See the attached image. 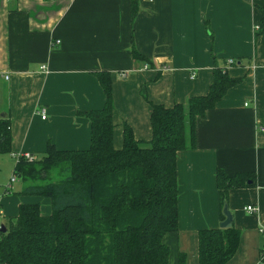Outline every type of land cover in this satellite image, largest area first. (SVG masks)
<instances>
[{"label":"crops","instance_id":"1","mask_svg":"<svg viewBox=\"0 0 264 264\" xmlns=\"http://www.w3.org/2000/svg\"><path fill=\"white\" fill-rule=\"evenodd\" d=\"M260 7L264 0H0V115L10 127L9 151L0 155L15 166L25 154L41 158L48 143L87 149L90 125L78 112L103 107L99 71L111 76L113 145L120 148L124 124L135 139L150 138V103L172 106L204 95L213 68L225 67L239 82L196 118L195 147L177 153V230L163 241L168 264H177L179 253L185 264H198V231L222 221L216 170L249 172L254 185L228 195L240 236L225 264H264L258 232L264 228V30L255 37ZM228 59L237 63L226 65ZM16 181L7 192V181L0 183L1 219L14 217L21 203L51 212L48 198L19 194ZM246 205L256 213H246Z\"/></svg>","mask_w":264,"mask_h":264},{"label":"trees","instance_id":"2","mask_svg":"<svg viewBox=\"0 0 264 264\" xmlns=\"http://www.w3.org/2000/svg\"><path fill=\"white\" fill-rule=\"evenodd\" d=\"M259 9L255 37L264 30V7ZM204 26L209 32L206 21ZM96 77L105 94L103 107L78 112L89 121V147L58 150L48 143L41 158L16 160L19 194L48 198L51 212L43 215L38 203L19 204L17 214L2 225L5 231L0 229V264H168L163 237L177 230V153L195 147L196 118L204 117L239 78L216 66L206 94L172 106L150 103V138L135 139L124 124L122 145L115 148L111 76L99 71ZM9 129L8 118L0 117V153L9 151ZM215 179L223 220L230 190L251 187L254 178L217 169ZM239 236L233 223L199 230L198 264H225ZM177 264H185L183 253Z\"/></svg>","mask_w":264,"mask_h":264},{"label":"built area","instance_id":"3","mask_svg":"<svg viewBox=\"0 0 264 264\" xmlns=\"http://www.w3.org/2000/svg\"><path fill=\"white\" fill-rule=\"evenodd\" d=\"M58 43V41H56ZM235 63V60L233 59H228L226 61V65H232ZM147 66H144V68H146ZM193 73L191 74V77H193ZM40 115H41V118H45V110L44 109H41L40 111ZM261 131L264 132V126L261 127ZM25 158H27L28 160H34L33 156L29 155V154H25L24 155ZM16 180V176L13 174L9 180V183L5 186L4 188V192H7V190L9 189L11 183H13L14 181ZM244 211L248 214H255L256 211H257V208L256 206H252V205H246L243 207ZM3 217V210L1 208V205H0V219ZM2 227V224H0V229ZM258 232H259V235L261 237V246L259 248V256L261 258V260L264 259V228H259L258 229Z\"/></svg>","mask_w":264,"mask_h":264},{"label":"rangeland","instance_id":"4","mask_svg":"<svg viewBox=\"0 0 264 264\" xmlns=\"http://www.w3.org/2000/svg\"><path fill=\"white\" fill-rule=\"evenodd\" d=\"M0 161H2L0 164V183H5L7 181L5 183L7 185L10 176L13 174L12 172L14 171V165H13V163H8V164L5 163L4 158L1 155H0ZM6 167H8V170H9L8 173H7V170H5ZM5 184H4V186H6ZM14 185H15V187L20 186V178H18V180L16 181V183ZM1 190L2 189L0 187V191ZM15 193H17V190ZM6 222H7V219L6 220L0 219V224H6Z\"/></svg>","mask_w":264,"mask_h":264},{"label":"water","instance_id":"5","mask_svg":"<svg viewBox=\"0 0 264 264\" xmlns=\"http://www.w3.org/2000/svg\"><path fill=\"white\" fill-rule=\"evenodd\" d=\"M0 117H2V115H0ZM1 141H2V139H0V142ZM222 214L224 215V219L221 222H219V227L220 228H228L232 222V215H231V213L228 210L226 205L223 206ZM1 230H2V232H4L5 228L2 226Z\"/></svg>","mask_w":264,"mask_h":264}]
</instances>
